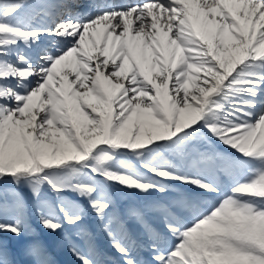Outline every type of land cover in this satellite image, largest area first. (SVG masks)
Returning <instances> with one entry per match:
<instances>
[{"label":"snow or ice","instance_id":"snow-or-ice-1","mask_svg":"<svg viewBox=\"0 0 264 264\" xmlns=\"http://www.w3.org/2000/svg\"><path fill=\"white\" fill-rule=\"evenodd\" d=\"M79 7L0 0V264H17L8 237L51 264L32 207L52 235L90 209L123 264H264V0ZM117 187L175 192L130 212L146 259Z\"/></svg>","mask_w":264,"mask_h":264},{"label":"rangeland","instance_id":"rangeland-1","mask_svg":"<svg viewBox=\"0 0 264 264\" xmlns=\"http://www.w3.org/2000/svg\"><path fill=\"white\" fill-rule=\"evenodd\" d=\"M30 2H33V0H30ZM114 190L116 191V194H114L115 206L113 212L123 221L130 239L133 242L134 239L139 241L140 245H136L137 256H139L141 259H146L147 250L144 247V244L146 243L147 237L144 231V227L130 215L132 208H140L137 203L138 195L135 192L132 193L129 190H121L118 187L114 188ZM176 191H183V189L176 186ZM139 195L146 197V195L144 194ZM174 195L175 192L171 193L168 198L170 199L171 196ZM165 199L169 200L167 199V197H165ZM156 202L164 201L158 198ZM80 203L82 206H84L83 201H80ZM120 204H122V206H124V208L128 210V215L125 214V217H120L122 210ZM85 216L87 217L79 228H73L66 225L68 230L64 231L63 233L61 232L59 234L52 235L48 234L45 230L39 227L37 214L33 217H31L30 214V219L33 227L38 229V231H42L43 234H47L48 236H55V240L57 238H60L59 242L55 241V244L50 243L51 245L44 238L49 249V258L51 260V264H81V261L71 251L73 245L79 247L82 252H94L95 257L102 261V264H123L122 257L112 246L111 239L103 230L99 219L90 209L87 210ZM149 216L150 219H146V221L152 224L153 227H163L161 214L158 211H150ZM127 222H130V224L128 223L127 225ZM91 225L94 227L96 233H91ZM82 232L84 233V235L81 234ZM39 233L41 234V232ZM7 239L9 240L10 251L13 253L12 258L17 262V264H30L29 258L23 256L20 253V242L11 237H8ZM134 243L136 244V242Z\"/></svg>","mask_w":264,"mask_h":264},{"label":"bare ground","instance_id":"bare-ground-1","mask_svg":"<svg viewBox=\"0 0 264 264\" xmlns=\"http://www.w3.org/2000/svg\"><path fill=\"white\" fill-rule=\"evenodd\" d=\"M84 1V5L83 4H79L80 5V9H77V10H79V11H85V9H87V5L91 2V0H83ZM116 2H120V1H118V0H116ZM123 2H124V0H123Z\"/></svg>","mask_w":264,"mask_h":264}]
</instances>
